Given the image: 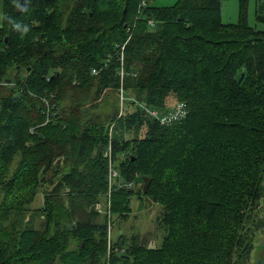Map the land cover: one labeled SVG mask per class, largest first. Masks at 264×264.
Segmentation results:
<instances>
[{
  "label": "trees",
  "instance_id": "1",
  "mask_svg": "<svg viewBox=\"0 0 264 264\" xmlns=\"http://www.w3.org/2000/svg\"><path fill=\"white\" fill-rule=\"evenodd\" d=\"M20 1L0 5V264H107L109 224L94 204L108 193L109 160L120 173L113 223L137 195L161 207L163 229L154 247L121 234L111 264H254L264 0L255 25L250 0L229 23L224 0ZM178 102L186 115L171 123L147 110ZM136 179L138 190L124 187Z\"/></svg>",
  "mask_w": 264,
  "mask_h": 264
},
{
  "label": "rangeland",
  "instance_id": "2",
  "mask_svg": "<svg viewBox=\"0 0 264 264\" xmlns=\"http://www.w3.org/2000/svg\"><path fill=\"white\" fill-rule=\"evenodd\" d=\"M151 1L155 5H158V4L172 5L177 0H151ZM0 5H1V0H0ZM255 5H256V0H250L249 9H248V14H249L248 20H249L250 25L256 24ZM0 9H1V6H0ZM238 10H239L238 0H224L221 6V15H222L223 22L225 23L237 22L239 18ZM2 17L3 15L0 11V26L2 25ZM121 80H123L122 77H121ZM128 99H129L128 97L125 98L123 94H121L120 96L121 112L120 113H122L123 108L125 109V107H123V104ZM172 99L173 98H171L170 104L173 103ZM173 106L167 108L166 110H169ZM134 186L133 187L136 190L140 188L141 182H139V179H136ZM42 200H43L42 193H39L37 200H35V204L33 207L40 206V203ZM131 207L132 209H131L130 216L128 217V219H121V220L116 219L115 223H112L110 228H108V234L110 233V237L113 240V242L121 234H124L127 237L137 235L140 240L146 241L152 247H154L155 245H158L163 236L162 235L163 229L158 225V220H157V218L161 214V207L158 204H155L152 201H150L148 198H145V197L140 198L137 195H134L132 197ZM261 208H263L261 215L264 218V204H262ZM103 217H104L103 215H99V219H102ZM41 221H42L41 218L37 219V226H40ZM254 244L255 246L252 252L251 261L255 264L259 259L264 260V229L261 230L257 234ZM110 259L112 263V257ZM108 260L109 258H108V253H107L106 262Z\"/></svg>",
  "mask_w": 264,
  "mask_h": 264
},
{
  "label": "built area",
  "instance_id": "3",
  "mask_svg": "<svg viewBox=\"0 0 264 264\" xmlns=\"http://www.w3.org/2000/svg\"><path fill=\"white\" fill-rule=\"evenodd\" d=\"M143 4H145V2H143ZM152 25L154 24L152 21L150 22ZM124 48V46H123ZM121 62L123 63V56L121 57ZM93 74H96V69L92 70ZM118 74L123 78L125 75V70L123 67H121L118 70ZM145 109H147L146 107H144ZM149 114H151L153 117L161 120V122L163 124H167V123H171L174 122L176 120H179L183 117H185L186 115V111H185V104L182 102H178L177 104H175L172 108H170L168 110V113H165L164 111H160L158 109H147ZM120 177V173L119 170L116 168L115 164L109 160V174H108V195L104 194L101 196V198L99 199V201H97L94 205L95 210L102 214L103 216H105L108 220V228H110V226L113 223V211H112V200H111V192L116 188L117 182L119 180ZM135 184V181H129L124 183V187L127 188H132ZM121 185V184H120ZM112 243L113 240L110 237V233L108 234V258L109 260L107 261V264H111V252H112ZM115 250L117 251V248L115 247ZM124 249H122L121 251L123 252ZM115 264H125L123 262L117 261ZM262 264H264V260L262 261Z\"/></svg>",
  "mask_w": 264,
  "mask_h": 264
},
{
  "label": "water",
  "instance_id": "4",
  "mask_svg": "<svg viewBox=\"0 0 264 264\" xmlns=\"http://www.w3.org/2000/svg\"><path fill=\"white\" fill-rule=\"evenodd\" d=\"M27 3H28V0H21L17 6V10H22L24 9L26 6H27ZM8 40V39H7ZM244 76H245V73L243 72L241 74V77L239 79V82H242V80L244 79ZM143 181H144V185H143V192L146 193L148 188H149V185L151 183V179L150 178H147V177H143L142 178ZM262 259H259L255 264H262Z\"/></svg>",
  "mask_w": 264,
  "mask_h": 264
},
{
  "label": "clouds",
  "instance_id": "5",
  "mask_svg": "<svg viewBox=\"0 0 264 264\" xmlns=\"http://www.w3.org/2000/svg\"><path fill=\"white\" fill-rule=\"evenodd\" d=\"M4 18L9 20V22L12 24L13 30L20 33L21 35H24L29 31L28 25L16 22L7 16H5Z\"/></svg>",
  "mask_w": 264,
  "mask_h": 264
},
{
  "label": "crops",
  "instance_id": "6",
  "mask_svg": "<svg viewBox=\"0 0 264 264\" xmlns=\"http://www.w3.org/2000/svg\"><path fill=\"white\" fill-rule=\"evenodd\" d=\"M158 5H160V4H158ZM160 6H164V5H160Z\"/></svg>",
  "mask_w": 264,
  "mask_h": 264
}]
</instances>
